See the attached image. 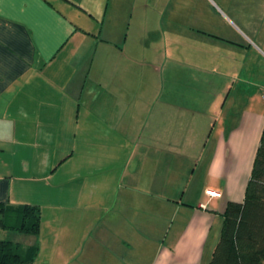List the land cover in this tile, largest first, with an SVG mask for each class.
Listing matches in <instances>:
<instances>
[{"label": "crops", "instance_id": "0c3cea01", "mask_svg": "<svg viewBox=\"0 0 264 264\" xmlns=\"http://www.w3.org/2000/svg\"><path fill=\"white\" fill-rule=\"evenodd\" d=\"M103 2L0 0V202L37 205L20 198L13 184L33 181L35 172L44 178L60 166L100 164L102 152L119 153V148L129 145L137 151H132L133 156L90 180L88 189H81L76 205L63 207L54 218L57 227L51 236L52 259L62 264H138L140 259L146 261L143 264H200L202 257H210L218 239L225 203L242 201L264 115L241 114L240 127L229 135L230 119L226 116L223 121L226 133L218 135L215 148L221 156L219 165L238 154L244 143H250L239 161L246 169L239 178L230 170L194 177L195 169L188 170L184 155L194 144L197 130L200 136L205 130L203 113L197 109L202 105L206 108L221 94L223 102L229 97L232 107L235 99L244 96L241 85L247 73L242 66L236 76L227 77L230 87L223 86V91L210 97L202 94L198 98L202 105L182 94L186 80L182 81L181 75L169 78L158 94L152 86L150 94L138 95L130 89L135 80L122 77L120 62L105 59L100 65L94 61L102 31L97 23L104 21L107 8ZM258 10L257 15L241 18V27L235 26L241 35L235 30L234 38L212 34L226 40L223 44L230 48L249 52L245 61H251L253 67L249 66L248 75L254 74L256 92L262 94L264 0H258ZM225 19L228 26L234 24L231 18ZM211 52V69L219 80L216 83H228L221 76V63L229 64L228 59L215 49ZM235 78L237 87H233ZM186 102L193 105L200 122L194 116L193 122L182 121ZM144 110L149 111L147 119L141 116ZM124 115L130 119L122 126ZM133 117L138 123L130 122ZM109 155L104 156L105 161L114 158L113 153ZM207 187L219 195L208 197L204 192ZM93 195L98 202L91 205ZM169 212L175 217L182 214V220L174 226ZM155 213L163 214L165 221L169 218L163 233L159 222L163 215L156 219L159 225L155 231ZM213 222H218L214 237L210 234ZM172 227L176 231L170 234ZM4 238L0 234V239Z\"/></svg>", "mask_w": 264, "mask_h": 264}, {"label": "rangeland", "instance_id": "374dc122", "mask_svg": "<svg viewBox=\"0 0 264 264\" xmlns=\"http://www.w3.org/2000/svg\"><path fill=\"white\" fill-rule=\"evenodd\" d=\"M105 4L107 8L104 21L99 20L97 23V27L101 26L102 31L98 36L94 61L99 62L100 65L105 59L120 62L122 77L125 79L132 77L135 80V84L130 89L138 95L150 94L152 86H154L153 92L158 94L161 88L164 91V86L169 78L181 75L182 81L186 80L182 83V94H185L187 99L192 97L196 103L202 105L203 102L198 99L202 94H207L210 97L223 91V86L230 87L228 78L236 76L243 66V70L247 73L243 79L245 81L241 85L244 88V96L242 99H235L232 107H229V97L223 102V94H221L218 99L208 103L206 108L205 105L198 108L197 111L203 113L202 120L205 130L202 136L197 130L198 135L193 141L194 144L185 149L186 154L184 155L189 164L188 170L194 168L196 175L194 177L196 178L200 175L206 177L205 175L209 172L225 174L227 170H230L234 177L239 178L246 170H243L242 163L239 161L244 157L243 152L249 148L250 143L248 145L244 143L238 154L235 152L226 164L219 165L221 156L218 154V147L215 149L216 141L219 134L226 133L224 130L227 129V126L223 123L226 116L230 119L229 127L232 126L226 130L229 135L240 127L241 124L238 121L241 114L243 117L249 116L251 113L247 111H250L252 112L250 117L264 115V92L262 94L256 92L255 76L254 74L248 75L249 66L253 67L251 61H245V56L249 52L226 46L223 44L226 40L217 39L215 34L219 32L234 38L232 31L235 30L241 35L235 26L241 27V18H247L249 14H259L258 0H108V2L104 0L103 6ZM231 13H235L236 16H232ZM225 18H231L230 20L234 24L228 23V26L224 22ZM84 23L85 21L82 24ZM255 26L257 27V23ZM230 27L233 29L231 30ZM212 31L215 32L214 35ZM212 49L218 51L219 56H223L229 61L227 65L226 62L221 63L224 72L221 73V76L225 77L228 83H216L219 80L215 76L214 70L211 69ZM223 53L225 55H221ZM256 68L259 71L257 63ZM261 69L262 66L260 71ZM98 71H101L100 68ZM98 71H94V74ZM233 81V87L239 86L237 78ZM226 91L227 89L224 90V94ZM140 98L136 99L139 107L142 103ZM122 104L124 105V103ZM186 107L182 113V121H185L186 124L193 122L194 116L200 122L201 118L197 111H192L193 105L186 102ZM137 111L139 112L140 109ZM148 113V110H144L141 115L143 119H147ZM129 119L128 115H124L122 126L128 124ZM134 119L135 117L130 122L138 123L134 122ZM119 149L122 152L116 153L114 150L102 152L98 159L103 162L97 165L89 167L86 165L81 168L69 165L60 166L57 168L58 170L56 169L55 172L44 178L42 173L35 172L33 181L27 182V184H13L14 191L18 192L19 190L20 198L37 204L39 230L36 235H29L0 228V234L6 236L4 239L14 240L13 242H18L21 246H37V254L28 264H62V261L52 259L51 254V236L57 227V220L54 218L59 217L63 207L76 205L78 195L82 194L81 189L83 187L88 189L90 180H96L103 171L107 173L114 166H118L119 162L123 163L127 157L134 155L132 151H136L129 145L125 149ZM110 153H113L114 158L111 161H105L104 156H112L109 155ZM210 159L212 160L211 164L209 163ZM67 172L69 173L67 174ZM88 172L91 176L88 175ZM123 174L125 177L127 171H124ZM93 175L96 177L94 178ZM206 189L211 188L207 187ZM96 195L90 199L91 205L93 202H98ZM103 198L108 199L107 196ZM169 213L167 216L175 220L174 226L182 220V214L178 213L175 217ZM162 215L155 213L154 217L155 231L158 230L160 222V233L165 232L166 223L169 221L168 217L165 221L166 219ZM161 217L163 221L158 222L156 219H161ZM110 218L114 219L115 217L110 216ZM216 228H218V222H213L210 232L213 237L216 234ZM175 231L176 229L172 227L170 234ZM208 259L205 255L200 264H207ZM145 262L142 259L137 261L138 264Z\"/></svg>", "mask_w": 264, "mask_h": 264}, {"label": "trees", "instance_id": "16d2710c", "mask_svg": "<svg viewBox=\"0 0 264 264\" xmlns=\"http://www.w3.org/2000/svg\"><path fill=\"white\" fill-rule=\"evenodd\" d=\"M264 123L252 158L242 201H227L218 239L207 264H264ZM36 205L0 202V228L38 233ZM37 246L0 239V264H28Z\"/></svg>", "mask_w": 264, "mask_h": 264}, {"label": "built area", "instance_id": "2783aa9c", "mask_svg": "<svg viewBox=\"0 0 264 264\" xmlns=\"http://www.w3.org/2000/svg\"><path fill=\"white\" fill-rule=\"evenodd\" d=\"M204 192L208 197H217L219 195L218 191H215L213 189H205Z\"/></svg>", "mask_w": 264, "mask_h": 264}]
</instances>
